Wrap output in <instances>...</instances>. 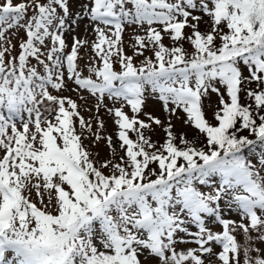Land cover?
I'll use <instances>...</instances> for the list:
<instances>
[{
	"label": "snow or ice",
	"instance_id": "obj_1",
	"mask_svg": "<svg viewBox=\"0 0 264 264\" xmlns=\"http://www.w3.org/2000/svg\"><path fill=\"white\" fill-rule=\"evenodd\" d=\"M81 9L98 22L91 47L99 63L88 66V76L77 70L78 49L87 41L73 38L65 52L67 0H0V264H144L141 257L151 264H205L202 254L218 264H264V247L252 244H264V0H89ZM201 22L208 25L203 32ZM125 24L144 31L133 38L134 55L150 48L155 59L145 57L137 67L125 54ZM19 28L26 39L12 56L5 33ZM165 35L177 45L187 40L192 51L166 47ZM46 38L52 46L42 52ZM68 82L95 97L97 109L105 98L130 107L131 117L123 105L108 108L119 129L118 160L96 166L83 132L103 137L71 98L49 90ZM149 88L169 116L182 111L193 140L174 135L170 121L138 118ZM241 93L252 103L242 104ZM211 94L219 98L215 124L204 112ZM151 124L166 133L159 146L144 134ZM200 137L204 147L196 146ZM106 139L115 153L112 137ZM233 209L239 221L222 215ZM208 218L222 231L208 228ZM190 242L198 247L176 250Z\"/></svg>",
	"mask_w": 264,
	"mask_h": 264
},
{
	"label": "rangeland",
	"instance_id": "obj_2",
	"mask_svg": "<svg viewBox=\"0 0 264 264\" xmlns=\"http://www.w3.org/2000/svg\"><path fill=\"white\" fill-rule=\"evenodd\" d=\"M15 3L21 2V0H14ZM70 16L65 17L66 20V27L62 32L63 39L65 40L66 48L65 52H69L71 50V45L74 42L73 38H77L82 41H87L85 45H82L78 49V68L77 70L81 72L82 76H88L89 73L87 71L88 66L91 64L92 66H96L99 61L98 58H95V55L92 51L91 45L96 42V34L94 32V28L96 27V23H93L90 21L88 16H86L81 9V5L84 3H88L89 0H67ZM62 11V10H61ZM199 14V13H195ZM31 15V12L29 13ZM77 20V23L73 24L72 20ZM207 19V17H205ZM158 30L160 29V26L158 24L153 25ZM100 27L104 28V25L100 24ZM147 26H145L146 28ZM208 28V25L201 22L200 24V30L203 32ZM51 30H57V29H51ZM58 31V30H57ZM107 32V29H105ZM185 34L188 35L191 33V29L186 28L184 30ZM15 33V34H13ZM110 35V33H108ZM6 38L10 40V44L5 43V47H10L12 49V52L10 55L14 56L18 54L19 48L18 44L22 42V40L26 39V33L23 28L19 29H13L5 33ZM135 35H144V31L140 29L137 25H127L125 24V30L122 33V40L123 44L122 47L124 49V52L126 55L133 56L134 64L139 67L141 62L144 60L145 57H151L152 59H155L151 49L144 50V54L142 56H135L133 52L132 45L135 43L134 36ZM164 45L166 47H173V46H182L187 52L188 47L191 46L190 43L187 40H183L179 42V45L175 44L167 35L164 36L163 41ZM52 46V41L50 38H46L45 45L41 46V51L44 52L46 49L50 48ZM115 59V58H114ZM30 63L34 66L40 67L37 65V62L34 58L30 59ZM115 67L117 70H119V64L116 63ZM42 71V69H41ZM66 71V69H65ZM245 75H248L247 71L244 72ZM251 86V85H250ZM249 86V87H250ZM252 88V87H251ZM49 90L54 95H58L61 97H68L71 98L77 105H78V111L80 113V116H82L85 121H89L92 124V132L95 133L97 130L99 131V134L102 139L97 141L95 139V136L92 135V133H89L87 131L83 132V145L84 147L92 154V158L94 161H97V167H99V162H103L104 160H118L119 156L123 155V151L119 148V141L117 138V132H118V126L115 124V116L114 113H110L108 111V108H115V107H121L123 105V110L127 115L130 117L133 115L131 112V109L129 106L124 105L123 101H113L109 100L107 98L104 99L103 105L97 109L96 104V98L93 97L90 93L87 92L85 89H79L77 85L74 84V82H68V86L61 89V90H52L49 86ZM151 89L149 88L148 93L145 95V103L143 105L142 111L137 114L138 118L140 120L148 122L147 114H151V116L159 118L162 122H164L165 126L168 123V117H172L173 115L169 116L167 112L164 111L162 102H160L154 95L150 94ZM241 96L244 95V93L240 94ZM218 97L215 94H211L208 98H205L204 100V110L205 112L209 113V109H213L215 107V102L218 101ZM106 105V107H105ZM219 106V104H217ZM216 105V106H217ZM66 107H68L66 105ZM210 107V108H207ZM41 111L43 112V107H41ZM44 115H48L47 113H44ZM175 117H173V120L171 121L172 124V131L178 132L180 130H183L184 133L190 131L191 129L189 126H186L183 123L182 119V111H178L177 114H174ZM24 117L27 119L28 114L24 113ZM75 121V127L76 131L79 134L81 132V129L79 128V117L73 118ZM214 122L212 124H215L216 121L212 119ZM98 121L103 122V127L101 128L99 126ZM17 125L19 127V120H17ZM144 134L146 137L150 139L151 142L157 145L159 141H164V138L166 137V133L164 132L163 128L161 126H157L155 124H151L150 129H144ZM240 134L249 135V131L241 130ZM112 137L113 141V147L115 148V153H113V149L108 147L107 143V137ZM129 137L133 140L136 139V133L129 131ZM259 154L260 149L259 147L256 150V156L257 159L254 161L256 168L259 169L261 167L260 161H259ZM246 156H250L251 153H248L245 151ZM152 167H156L155 164L152 165ZM105 174H108V170L105 169ZM261 175H264V172H261ZM217 183V180L214 179ZM202 191L208 192L211 190L210 187L201 188ZM221 207H224V202L221 201ZM222 215L224 218L232 219L235 221H239L240 217L237 216L236 210L233 209L232 211L225 210ZM206 226L210 228L214 232H220L222 231V226L218 224L214 220V218H208L206 221ZM190 231L195 232L198 229L195 225H188ZM183 235V234H180ZM235 235L237 236V240L241 243L244 242L243 234L241 232H236ZM253 236H255V233H253ZM253 247H264V244H260L257 241H252ZM210 246L213 248V252L218 253L221 251V247L218 245H215L214 243L210 242ZM198 245H196L194 242L190 243H178L176 245V250H186L188 248H197ZM7 256H11V253H7ZM202 258L205 261V264H218V261L215 259V257L211 256L210 254H202ZM142 262L144 264H151L150 261H146L145 257H141ZM242 261V256H241Z\"/></svg>",
	"mask_w": 264,
	"mask_h": 264
},
{
	"label": "trees",
	"instance_id": "obj_3",
	"mask_svg": "<svg viewBox=\"0 0 264 264\" xmlns=\"http://www.w3.org/2000/svg\"><path fill=\"white\" fill-rule=\"evenodd\" d=\"M181 42V41H180ZM192 51V48L191 46L188 47V52H191ZM252 88H256L257 85L255 83L251 84ZM240 102L242 104H251L252 101L251 99L249 98H246L245 94L243 96L240 95ZM215 104V107L213 109H211L210 107H207V108H210L209 109V113L205 112V116H206V119L210 122V123H213L214 121L212 120L213 119V113L216 111V109L219 107L217 104H218V101L214 103ZM217 105V106H216ZM173 117H175V115H173L172 117H168V122L172 121L173 120ZM182 117H184V114L182 115ZM236 127H239V123L237 124ZM243 130V129H241ZM245 131V130H244ZM183 130H180L178 132H175L173 131V134L176 135L177 137L179 136L180 133H182ZM184 133V132H183ZM187 133V139L189 140H193L194 139V136H195V132L193 130H190ZM240 134V133H239ZM240 135H245V134H240ZM245 136H248L250 139H254V136L253 134L249 131V135H245ZM166 137L164 138V141H165ZM164 141H159L157 143V146H159L160 144H162ZM177 143H179V140H177ZM204 143H205V138L204 137H200V139L197 141L196 143V146L197 147H204ZM213 179H216L217 180V184L219 183V176H215ZM211 185H198V187L200 188V190H202L201 188H205V187H210Z\"/></svg>",
	"mask_w": 264,
	"mask_h": 264
}]
</instances>
